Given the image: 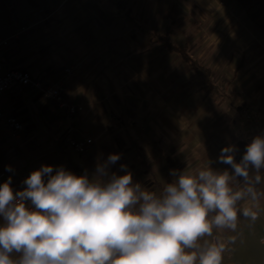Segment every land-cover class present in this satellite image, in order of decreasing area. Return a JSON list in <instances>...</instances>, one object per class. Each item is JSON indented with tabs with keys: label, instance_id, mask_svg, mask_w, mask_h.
<instances>
[{
	"label": "crops",
	"instance_id": "1",
	"mask_svg": "<svg viewBox=\"0 0 264 264\" xmlns=\"http://www.w3.org/2000/svg\"><path fill=\"white\" fill-rule=\"evenodd\" d=\"M169 11L170 38L213 76L226 75L209 95L180 54L155 40ZM0 37L3 72L22 69L45 85L72 65L64 95L82 106L69 113L35 86L6 91L0 127L15 115L24 128L17 137L1 129L0 168L13 182L33 171L72 175L57 194L32 188L28 202L37 216L54 208L96 233L62 234L66 253L48 229L7 208L0 264H144L122 251L119 235L108 239L117 230L143 233L142 254L158 264H198L189 242L220 210H231L213 225L220 233L264 216V33L236 0H0ZM69 136L92 142L80 153Z\"/></svg>",
	"mask_w": 264,
	"mask_h": 264
},
{
	"label": "built area",
	"instance_id": "2",
	"mask_svg": "<svg viewBox=\"0 0 264 264\" xmlns=\"http://www.w3.org/2000/svg\"><path fill=\"white\" fill-rule=\"evenodd\" d=\"M25 28H23L24 30ZM8 45V38L0 37V53ZM74 74V67L68 65L65 67L64 72L53 84L41 85L39 81L32 78L31 74L22 69H11L3 72L0 68V100L4 93L10 90L13 86H35L40 88L44 96L53 100L57 106L66 108L69 113H75L82 109L81 105L70 103L64 98V91L67 83ZM9 130L13 137H17L20 131L24 128L22 121L15 115L6 118L2 124L1 129ZM67 141L74 147L77 152H83L89 143L92 142L91 138L84 140H77L71 136ZM73 182V177L70 174H64L58 179H51L45 176L40 171H33L24 174L17 182H13L10 174L0 168V212L5 209H11L18 219L33 218L37 225H40L51 232L50 243L57 246L60 250L69 253L71 247L64 245L60 237L64 233H70L78 238L95 239V229L89 226L86 221L66 219L57 214L54 208H48L43 215L37 216L35 209L28 202L29 192L32 188L47 190L53 194L66 190V188ZM257 216V214H254ZM120 236L121 249L124 252L134 250L140 255V261L144 264H158L152 259L144 256L142 253L149 249V241L143 233L128 234L125 231H111L108 234V239L111 241L117 240ZM161 248L155 249L156 253L161 252ZM198 264H205L203 262Z\"/></svg>",
	"mask_w": 264,
	"mask_h": 264
},
{
	"label": "rangeland",
	"instance_id": "3",
	"mask_svg": "<svg viewBox=\"0 0 264 264\" xmlns=\"http://www.w3.org/2000/svg\"><path fill=\"white\" fill-rule=\"evenodd\" d=\"M225 79L226 75L219 69L215 73L214 80L223 86ZM55 105L57 106L56 103ZM229 212L231 210L227 208L220 210L216 218H221L220 220L230 218ZM263 218L264 216L260 214L257 219H253L250 214L239 225L232 223V226H226L228 230L226 233H220L215 229L214 223L217 220H213L211 225L197 227L199 233L192 242H189V249L196 253L205 264H264ZM220 220L217 222H222ZM189 229L190 227H186L185 231H190ZM212 229L213 232H211Z\"/></svg>",
	"mask_w": 264,
	"mask_h": 264
},
{
	"label": "trees",
	"instance_id": "4",
	"mask_svg": "<svg viewBox=\"0 0 264 264\" xmlns=\"http://www.w3.org/2000/svg\"><path fill=\"white\" fill-rule=\"evenodd\" d=\"M236 1L239 6L244 9L249 20L264 33V0ZM172 20V13L169 11L165 31L162 33H154V36H156L155 40L159 42L160 49L162 51L180 54L182 59H184V61L189 65L190 70L202 80V86L200 89L204 91L205 95H209L213 91L218 90L221 85L214 80L213 69L194 56L190 52L188 45H180L170 38L173 32L171 25ZM56 147L59 149L61 146L56 145ZM158 151L164 158L166 157L162 149L159 148ZM165 179L168 185H172L171 170L169 168L167 169ZM158 184L162 185L159 181Z\"/></svg>",
	"mask_w": 264,
	"mask_h": 264
}]
</instances>
